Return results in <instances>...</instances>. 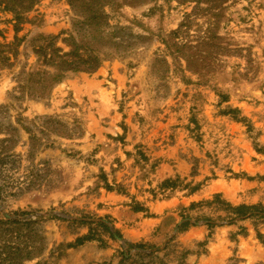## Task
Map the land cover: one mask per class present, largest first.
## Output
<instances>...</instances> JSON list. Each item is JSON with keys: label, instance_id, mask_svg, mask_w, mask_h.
Masks as SVG:
<instances>
[{"label": "rangeland", "instance_id": "1", "mask_svg": "<svg viewBox=\"0 0 264 264\" xmlns=\"http://www.w3.org/2000/svg\"><path fill=\"white\" fill-rule=\"evenodd\" d=\"M18 13L0 7V264H264V0ZM51 43L100 65L36 98Z\"/></svg>", "mask_w": 264, "mask_h": 264}, {"label": "trees", "instance_id": "2", "mask_svg": "<svg viewBox=\"0 0 264 264\" xmlns=\"http://www.w3.org/2000/svg\"><path fill=\"white\" fill-rule=\"evenodd\" d=\"M38 0H0V7H4L8 11H13L17 14L18 23L21 22V17H19L18 12L29 13L31 12ZM74 39L68 40V44H72ZM18 45V44H16ZM14 45H6V49L12 50ZM74 48H76L73 52L62 54V50L55 47L54 43H51L45 47H41L38 51L39 59L38 62L44 65H47L53 68V72H49L46 70L42 71V78L37 83V88L34 89V93H30V96L36 98H44L50 95L52 88L55 83L63 80L68 73H76V72H94L98 69L100 63L97 57H90L89 59H85L78 51L75 43ZM2 47V46H0ZM0 59L5 60V62L9 61V58L4 55L3 52H0ZM9 66H12L9 64ZM24 71L22 72V75ZM33 75V74H31ZM40 74H38L39 76ZM28 88V86H27ZM20 89L22 91H26V85H21ZM256 208L251 207H239L236 209L238 213L242 216V218H248L254 213ZM246 211V213L244 212Z\"/></svg>", "mask_w": 264, "mask_h": 264}]
</instances>
